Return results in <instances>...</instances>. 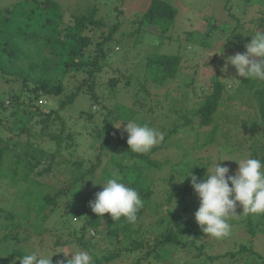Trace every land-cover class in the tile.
Segmentation results:
<instances>
[{
	"label": "rangeland",
	"instance_id": "374dc122",
	"mask_svg": "<svg viewBox=\"0 0 264 264\" xmlns=\"http://www.w3.org/2000/svg\"><path fill=\"white\" fill-rule=\"evenodd\" d=\"M16 1L0 0V15L9 16L4 12L5 8ZM53 1L61 6V28L71 23L73 15L96 6L95 19H102L103 25H91L87 28L89 34L94 39H101V33L107 34L109 28L119 22L116 38H122L127 45L111 48L112 54L94 77L97 99L91 96L85 84L74 101L59 110V116L65 121L59 144L56 139H50L47 132L58 131L60 119L49 120V127L45 128L41 121L45 117L43 113L59 107L66 94L85 79L88 66L64 73L57 55L46 48L44 56L49 58L46 73L53 77L54 82L62 83L63 93L60 96L37 97L35 100L28 90L36 85L33 75L27 74V84L23 86L22 76L16 77L9 67L0 70V144L6 150L0 175V264H20L19 258L33 250H43L44 254L53 255L51 261L56 264L57 260H66L61 252L75 249L88 251L93 260L109 252L120 251V256L101 264H264L263 215L247 217L238 207L237 215L229 218L231 234L228 237L214 239L206 236L194 220L199 199L191 187L190 177H186L189 171L198 178H206L207 168L211 169L216 159L250 158L251 142L256 141L261 145L264 141L259 130H252V122L258 112L255 97L247 91L242 95L236 93L244 77H239L231 65H228L227 71H221L226 57L243 53L246 50L244 45L250 42L252 35L264 31V0H167L177 12L168 30H158L156 33L143 31L144 24L133 21L135 14L142 13L151 0ZM31 6L35 9L34 13L37 9L46 8L55 14L51 7H47L46 0L33 1ZM25 13L17 12L13 20L21 22ZM22 30L11 20L0 33V47L6 40L12 45L13 35ZM125 32H132V35ZM221 45L222 53H219ZM155 54L180 56L174 77H168L162 83L154 82L147 72L146 63ZM80 59L87 62L89 56ZM26 61L27 58H24L21 64L26 65ZM131 75L127 84V76ZM117 77L119 81L116 85L109 84V79ZM214 80L221 82L224 88L212 113L214 120L202 125L199 123L200 117L190 114L193 107L202 104L205 96L212 91L211 81ZM253 83L255 87L264 86V82L257 80ZM143 84L147 92L141 88ZM30 103L36 104L38 109L26 108ZM121 107L131 109L133 116ZM15 109H24V113ZM90 109L96 113L95 118L86 116L85 112ZM185 114L191 117L188 123L183 118ZM105 117L113 123V131L119 130L121 134H126L121 124L129 121L147 123L164 133L160 145L142 154L148 155L154 163L136 155L137 163L144 166L143 175L149 180L151 190L145 203L147 210L137 223L142 225L144 240L148 239L152 244L160 243V234L171 229L178 239L185 242L184 245L166 242L151 251L150 244L144 249H126L129 246L128 233H123L121 229L118 241L110 235L104 236L103 232L104 237L96 242L93 240L89 246L70 241L59 244L56 241L73 239L70 234L73 226H60V220H63L61 211L64 205L67 207L71 204L72 191V199L69 197L67 202V198H62L65 203L44 221L36 217L38 204L32 200L34 193H47L50 185L56 186L65 179L69 171L75 168L71 160L82 159L84 165H89V159L93 160L96 152L93 146L90 147L92 129L106 127ZM19 118L25 120L21 133ZM215 124L217 128L213 139L206 143L210 138L208 133ZM120 125L119 129L115 128ZM69 132L74 133L73 139L67 137ZM258 144L255 146L258 147ZM258 154H261L259 150ZM120 155L129 161L128 154ZM108 159V155H102L91 177L100 174L103 167L106 168L102 171L105 177L117 168ZM50 162L51 168L40 173ZM218 163L229 167V175L238 168L234 161ZM25 170L29 171L27 176ZM124 183L131 186L130 179ZM91 187L93 195L102 190L100 184H92ZM137 187L140 193L139 189H145V184L140 182ZM182 188L185 193L180 191ZM89 201V198L75 201L76 207L83 206L90 214ZM246 218L247 223L243 222ZM153 221H161V227L153 224ZM15 248L21 249L22 254L14 253Z\"/></svg>",
	"mask_w": 264,
	"mask_h": 264
},
{
	"label": "trees",
	"instance_id": "16d2710c",
	"mask_svg": "<svg viewBox=\"0 0 264 264\" xmlns=\"http://www.w3.org/2000/svg\"><path fill=\"white\" fill-rule=\"evenodd\" d=\"M37 0H18L10 7L5 8V13L9 14L2 17L0 15V33L5 28L11 20L13 24H18L23 30L18 32L17 35H13L12 43L13 46L9 44L6 40L4 45L0 47V70H5V67H9L10 72H14L16 77H21L22 85L27 84V74H31L32 79L35 80L36 85L34 87H29L28 90L33 94V99L42 96H60L63 93V85L61 82H54L53 77L49 76L46 73V67L48 66L49 58L44 56V51L46 48L50 49L52 53L57 55L58 60L63 65L64 73L67 70L77 69L81 66H88L86 68V77L85 79L75 86V89L67 93L65 98L59 102V107L57 109H48L44 111L45 117L41 120L44 127H49V120H54L55 118L60 119L61 127L58 131H49L47 132L50 139H56L59 144L63 138L61 130H63L65 121L59 116L61 109L65 108L68 104H71L76 96L83 91V87L87 84V88L90 90V94L94 99H97V96L94 93V82L93 79L97 73H99L102 67L105 64V60L112 54L110 49L115 46H126V43H123V39L116 38L115 32L119 27L120 23H114L110 28L109 32L102 34V38L94 39L93 35L89 34V29L91 25L100 27L103 25L102 19H95V10L96 6H92L90 9H87L86 12L81 14L73 15L70 20L71 23L65 25V27H60L61 22V6L53 0H46L48 6L51 7V10L55 14H51L45 8L37 9V12L34 13L35 9L32 8V2ZM26 12L23 15V20L17 22L13 20V16L19 12ZM176 8L167 0H151L148 7L140 14H135L133 21L138 24H144L142 30L148 33H156L158 30L166 31L170 27L173 19L176 15ZM35 15V16H33ZM14 21V22H13ZM28 26L30 30L28 29ZM95 34V32H94ZM126 35H132V32H125ZM1 41V40H0ZM113 52V51H112ZM89 56L87 62L81 60L83 56ZM27 58V64L22 65L21 61ZM35 60L36 62H33ZM180 62L179 55L172 54H155L150 57L146 63L148 74L152 75L154 82H160L167 80L168 77H174L177 72V66ZM4 74L3 72H1ZM131 76H127L129 79ZM119 81V77L109 79V84L116 85ZM254 80H248L247 78L243 79L242 86L238 87L236 93L242 95L245 91L250 92L257 101L258 112L255 115V121L252 122V130H259L261 136L264 140V86L258 87L254 85ZM213 89L208 93L202 104L193 107L190 116L200 117L199 123L202 125L209 124L214 120L212 118V113L216 110L217 104L219 103V98L222 95L223 84L218 80L211 81ZM146 92L145 84L141 86ZM15 97V96H14ZM16 98V97H15ZM22 103V101H20ZM1 104V103H0ZM31 108L32 110H37L38 107L36 104H27L26 108ZM123 111L128 112V114L133 116V111L127 107H121ZM17 112L21 111L24 113V109H15ZM88 118H95L96 113L90 109V111L85 112ZM188 115H183L185 122H190L191 117ZM126 117V116H124ZM107 126L104 128L95 127L92 129L93 137L92 149L95 150L94 159H89V165H84V161L79 159L77 161H72L75 168L68 174L65 179H62L59 184L54 186L53 184L49 186V192L41 193L35 192L32 200H34L38 207L36 208V217L42 218L44 221L49 215H51L55 210L65 202L62 198L67 200L69 197L72 199L71 191L73 192V200L71 204L64 205V209L61 211L60 226H73L71 231V236L73 239H62L59 244H65L70 242H75L78 245L89 246V243L93 240L99 241V238H103L105 234L110 235L118 241V235L120 234V229L123 230V233L127 234V239L129 240V246L126 249H144L147 244H150V251L156 249L159 246L165 245L168 243H177L178 245H184L185 242H182L175 233L169 229L167 233H161V242L160 243H151L147 240H144L142 235V225H139L137 222L141 220L142 214L147 210L146 200L150 196L151 190L149 188V180L143 175V168L139 163H137L136 155L145 157L149 162L154 163L149 159L148 155L132 153L128 149L126 143L127 133L121 134L119 130L113 131V123L105 117ZM124 118L122 122H124ZM20 124L21 133L23 130V124H25L24 119H18ZM217 125L215 124L212 130L208 133L210 138L206 140V143L210 142L213 139ZM90 131V130H89ZM125 134V135H124ZM67 137L73 139L74 133H67ZM73 141V140H72ZM255 144H258L256 141L251 142V155L250 158L261 159L264 161V141L261 142V145L256 147ZM258 150L261 154H258ZM123 151V152H122ZM6 150L0 144V175L3 170V161L4 154ZM121 153L128 154L129 161H125L124 157L121 156ZM102 155H108L109 161L117 166L115 170L110 171L109 175L105 177V173L98 174L95 178L93 176L101 162ZM20 159H18V162ZM156 164V163H155ZM51 168V162L47 167H44L40 173H43ZM32 169V167L30 168ZM118 173L123 178V182L126 180H131V186L135 189H138V184L140 182L145 184V189L142 188L141 198L144 201V207L138 212V219L135 223H128L124 218H121L120 221H113L109 214L105 213L103 217H99L94 214L91 209H89L90 214L86 213L84 207H76V202L83 201L86 198L90 200L94 199L91 185L95 182L98 183L105 178L111 177L112 173ZM17 170H15V174ZM25 176L29 174L28 170H25ZM97 185V184H96ZM181 192L185 193V189L182 188ZM67 198V199H66ZM69 198V199H70ZM69 199L67 202H69ZM74 202V203H72ZM154 206L152 207V209ZM9 215L12 216V213L9 212ZM249 217L250 215H246ZM264 217V215H263ZM242 221V220H241ZM247 223V218L243 220ZM153 224L159 225L161 227V221H153ZM231 224V223H230ZM114 225V227H112ZM58 226V228H61ZM151 229V227H149ZM172 231V232H171ZM104 232V236H103ZM172 234V235H171ZM88 236V237H86ZM19 239V237H17ZM147 241L149 243H147ZM149 247V246H148ZM21 249L15 248L14 253L22 254ZM120 251L109 252L108 254H103L102 257H96L93 261L94 264H101L102 262H107L112 259L120 256ZM53 264V262H52ZM133 264H138L134 262Z\"/></svg>",
	"mask_w": 264,
	"mask_h": 264
},
{
	"label": "clouds",
	"instance_id": "9594fccd",
	"mask_svg": "<svg viewBox=\"0 0 264 264\" xmlns=\"http://www.w3.org/2000/svg\"><path fill=\"white\" fill-rule=\"evenodd\" d=\"M222 45L219 53H222ZM244 47L246 50L243 53L226 57L221 71H227L228 65H231L239 77L264 82V31L255 32ZM121 125L127 133L126 143L132 153H149L164 140V133L147 123L129 121ZM121 125L115 128L119 129ZM221 161H234L238 168L229 175V167L218 163ZM186 177H190L191 187L199 199L194 220L206 236L214 239L228 237L231 234L229 218L237 215L238 207L245 215H264V161L261 159H216L211 169L207 168L206 178H198L189 171ZM93 184L102 186V190L96 192L88 204L94 214L103 217L107 213L114 222L121 218L128 223L137 221L144 201L134 187L123 182L120 174L114 172L111 177ZM61 253L66 260H57L56 264H94L93 256L86 250ZM52 256L44 254L43 250H33L19 259L20 264H52Z\"/></svg>",
	"mask_w": 264,
	"mask_h": 264
}]
</instances>
